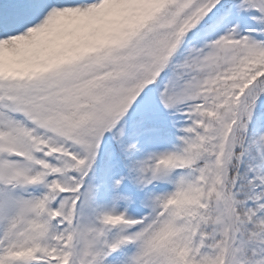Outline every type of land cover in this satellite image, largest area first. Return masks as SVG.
Wrapping results in <instances>:
<instances>
[{
	"label": "snow or ice",
	"instance_id": "1",
	"mask_svg": "<svg viewBox=\"0 0 264 264\" xmlns=\"http://www.w3.org/2000/svg\"><path fill=\"white\" fill-rule=\"evenodd\" d=\"M0 264H264V0H0Z\"/></svg>",
	"mask_w": 264,
	"mask_h": 264
}]
</instances>
